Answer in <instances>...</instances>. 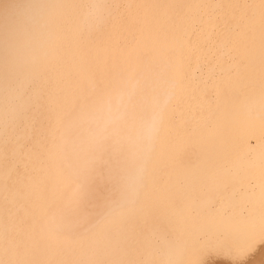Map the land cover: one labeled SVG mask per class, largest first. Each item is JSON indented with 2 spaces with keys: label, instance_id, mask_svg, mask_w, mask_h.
I'll list each match as a JSON object with an SVG mask.
<instances>
[{
  "label": "bare ground",
  "instance_id": "6f19581e",
  "mask_svg": "<svg viewBox=\"0 0 264 264\" xmlns=\"http://www.w3.org/2000/svg\"><path fill=\"white\" fill-rule=\"evenodd\" d=\"M33 2L47 5L29 21L36 30L13 41L7 28L25 0H0V195H14V210L0 212V264H191L196 245L236 253L264 239L261 0ZM99 106L108 147L88 196L68 207L65 177L81 141L97 138ZM153 119L154 140L135 160L139 218L126 239L90 252L116 196L121 148ZM153 236L174 250L144 246Z\"/></svg>",
  "mask_w": 264,
  "mask_h": 264
},
{
  "label": "snow or ice",
  "instance_id": "6c2138e0",
  "mask_svg": "<svg viewBox=\"0 0 264 264\" xmlns=\"http://www.w3.org/2000/svg\"><path fill=\"white\" fill-rule=\"evenodd\" d=\"M47 5L34 3L33 0H25L15 14V18L8 25L7 35L10 40L18 41L20 38L29 37L36 30L37 24L30 23V19H35L42 13ZM261 24L264 28V0H261ZM177 44L182 45V39L177 38ZM264 110V109H262ZM97 115L92 118L98 121L97 138L93 140L81 141L76 150L75 163L70 172L66 174V183L69 190L65 199L68 207L76 205L84 200L90 191L93 180L96 153L106 150L108 147L107 121L103 118L104 108H97ZM157 132V121H144L141 130L128 140L127 148L122 147L124 153V163L121 174L117 178V189L115 198L106 206L103 224L98 230L90 234L86 241L87 250L93 253H103L111 247L114 242L124 240L128 237L131 224L139 218L140 205L142 200L143 178L135 172V160L142 155L152 144ZM191 213L200 215L196 208H192ZM226 209L219 210L222 215ZM217 210L213 207L209 209V218L212 221L218 219ZM179 226L182 221L177 220ZM264 226V217L261 218ZM146 247H151L162 252H171L176 246V241L160 236L145 237L142 241ZM185 254L189 251L187 242L181 241ZM264 246V239L252 241L241 248L236 253H224L219 247L204 243L196 245L195 258L191 264H217L216 258L227 255L231 264H264V250L260 251L258 260H252L257 251ZM76 264H150L146 261H114L107 259L82 260ZM177 264V262H170Z\"/></svg>",
  "mask_w": 264,
  "mask_h": 264
},
{
  "label": "flooded vegetation",
  "instance_id": "af4514ba",
  "mask_svg": "<svg viewBox=\"0 0 264 264\" xmlns=\"http://www.w3.org/2000/svg\"><path fill=\"white\" fill-rule=\"evenodd\" d=\"M12 197H14V195H0V212H10L14 210V206L10 204Z\"/></svg>",
  "mask_w": 264,
  "mask_h": 264
}]
</instances>
